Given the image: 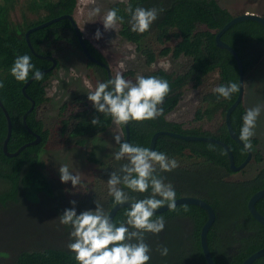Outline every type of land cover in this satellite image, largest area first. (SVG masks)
Masks as SVG:
<instances>
[{"label": "trees", "instance_id": "obj_1", "mask_svg": "<svg viewBox=\"0 0 264 264\" xmlns=\"http://www.w3.org/2000/svg\"><path fill=\"white\" fill-rule=\"evenodd\" d=\"M78 2L79 0H29L23 8L37 14V18H29L24 10L21 21L12 17L19 0L0 2V81L5 85L0 89V99L12 121L8 150L15 152L22 145L35 139L34 133L30 132L24 123V115L30 109L32 99L36 101V106L27 114V125L42 137L39 143L29 145L19 154L7 155L3 145L8 133V120L0 106V204L3 207H17L20 203L35 207L34 205L45 206L58 202L57 210L62 214L65 208L72 207L68 205L72 200L87 203L86 206L77 207L79 214L80 211L94 208V200L107 212L114 205L112 198L107 194L108 174L118 171L120 165L126 161H116L113 155L104 161L93 158L92 161L101 168L93 175L91 183L86 185L85 197L67 200L61 189V182L47 172L41 159L50 131L39 117L37 109L50 100L47 86L54 70L43 72L42 80H33L28 85L26 92L30 98L22 90L26 82H18L10 74L18 55L31 56L32 63L37 69L44 70L51 66L50 60L40 58L32 52L26 40V32L61 15H74ZM128 4H131L133 9L141 6L149 9L162 8L164 11L153 23L151 30L141 35L130 30L129 14L125 11ZM112 8L118 9V14L124 17V22L120 23V35L136 45L137 50L146 56L148 65L153 64L158 55L171 56L173 59L188 58L186 68L181 72L159 68L141 74L145 77L156 76L166 79L171 86V92L162 105L164 114L161 117L153 121L130 124V142L150 148L152 137L158 131L216 137L231 148L235 163L241 164L248 152L232 138L226 124V113L238 93L230 100L218 98L213 91L203 95L195 119L202 120L204 117L213 119L220 114L223 120L214 130H207L201 126L186 127L182 122L168 118L179 105L186 87L189 84L200 87L204 79L215 71L219 75L218 86L227 85L230 81L239 83V68L235 57L228 49L219 47L216 42L217 33L234 17L230 10L223 7L219 0H125L114 2ZM261 15L264 17V11ZM153 32L156 33V40L161 45L158 53L145 43ZM30 40L36 51L53 56L51 47L55 43L65 41L76 45L86 58L87 66L99 73L98 82L109 79L106 68L88 59L83 52L70 19H61L31 32ZM222 40L230 44L240 55L245 76L264 58V25L259 21L237 22L222 35ZM169 42L174 44H168ZM85 43L95 58L109 64L106 56L93 42L85 38ZM44 46L47 49H44ZM57 60L58 67L60 63L58 58ZM124 76L134 78L135 82L137 75L134 70H130ZM204 100L208 103L206 107ZM71 103H76L77 108L74 107L70 116L62 120L63 134H66L67 141L87 146L96 136L112 126L110 117L95 112L91 102L87 100V94L82 98L75 96ZM67 106L68 104H64L63 110ZM246 109L243 101L231 115L233 129L238 135ZM94 115H98L101 120V124L95 127L91 124ZM123 129V140H126L125 127ZM252 144V152H255L253 158L256 162L264 164V154L259 148L260 140L253 137ZM155 151L165 152L169 158L174 157L179 161V168L173 172L160 173L166 183L174 186L176 198L199 197L215 209L216 220L208 233V244L216 264H242L251 254L264 247V224L259 222L248 208L250 197L264 188V165L251 178L232 180L229 177L235 171L231 168L229 154L217 142L191 141L161 134L157 139ZM150 192L151 190L145 194L130 195L142 199ZM256 206L264 215V197ZM128 207L124 206L118 210L114 218L117 224L126 219L124 214ZM157 216H163L166 224L158 236L152 234L146 236V242L152 248L150 264H208L201 245V230L208 219L206 209L195 204H180L174 211L168 209L157 213ZM65 227L70 229L68 226ZM159 246H166L169 254L161 256L157 251ZM1 264H76V261L68 248L49 246L21 250L12 261ZM252 264H264V256Z\"/></svg>", "mask_w": 264, "mask_h": 264}, {"label": "rangeland", "instance_id": "obj_2", "mask_svg": "<svg viewBox=\"0 0 264 264\" xmlns=\"http://www.w3.org/2000/svg\"><path fill=\"white\" fill-rule=\"evenodd\" d=\"M2 0H0L1 2ZM29 0H19L12 17L21 21L23 11L29 18H37V14L29 11L26 7ZM116 1L125 0H96L102 7L101 16ZM220 4L229 9L237 16L246 11L262 14L264 11V0H219ZM94 7L92 0H79L74 18L78 23L83 36L88 38L106 56L113 75L122 72L123 75L130 70H134L136 75L145 72L164 68L168 71L181 72L186 68L188 58L181 57L173 59L171 56H157L156 61L148 65L146 56L139 52L136 45L125 40L119 33L120 24L115 31L105 32L100 22L101 17H92L91 8ZM100 29L102 36L95 38L97 29ZM156 33H151L145 43L153 47L158 53L161 45L156 40ZM168 44H174L169 42ZM44 49H47L44 46ZM51 50L59 59L60 65L53 71L47 86L49 101L38 107V114L43 119L50 134L41 159L45 164L47 172L59 180L58 168L67 164L73 174L81 177L82 185L77 189H72L71 183L62 184V190L71 198L83 199L86 194V185L91 183L93 175L100 170L101 166L92 161L97 158L104 161L114 152L119 150V145L115 144L113 136L120 134L124 138V129L112 126L104 133L96 136L87 146H80L67 141L66 134H63V119L70 116L76 103L72 104L74 97L82 98L84 94L95 90V86L100 79L99 73L87 66V60L76 45L68 42H58L53 44ZM125 79L134 81V78L124 76ZM244 104L246 108L255 105L264 106V58L252 71L245 76ZM219 84V75L215 71L209 74L200 87L189 84L182 96L179 105L173 110L168 118L182 122L186 127L201 126L207 130L216 129L223 118L217 114L213 119L204 117L196 120L197 108L201 105L203 95L213 91ZM68 104L63 110L62 106ZM208 103L204 100V107ZM77 108V107H76ZM75 108V109H76ZM255 136L260 140L259 148L264 154V110L257 122ZM256 149V148H255ZM255 152H253L254 154ZM252 157L251 161L243 170L236 171L230 175L229 179L243 180L253 177L263 166ZM58 202L45 206L29 204H18L17 207H3L0 204V264L10 262L21 250H35L44 247H64L67 248L69 232L71 228L61 225L58 216L61 214L57 210ZM69 206H72L70 203ZM85 202H77L76 207L86 206Z\"/></svg>", "mask_w": 264, "mask_h": 264}, {"label": "clouds", "instance_id": "obj_3", "mask_svg": "<svg viewBox=\"0 0 264 264\" xmlns=\"http://www.w3.org/2000/svg\"><path fill=\"white\" fill-rule=\"evenodd\" d=\"M92 3L94 7L91 8L90 15L101 17L100 22L105 32L115 31L118 24L124 22L118 9H108L101 16L102 7L96 0H92ZM125 11L129 14L130 30L142 35L151 30L164 9L141 6L133 9L128 4ZM101 36L98 28L95 38L100 39ZM10 74L18 82H27L30 74L36 81L44 77V73L35 67L31 56L27 54L16 57ZM4 86V82L0 81V89ZM241 88V82L230 81L227 85L215 87L213 92L218 98L230 100ZM170 92L171 86L166 79L138 74L133 82L125 79L123 73L118 71L114 77L98 82L95 90L87 94V100L96 113L110 117L114 125L123 128L132 122L143 123L161 117L164 114L162 105ZM262 110L264 106L258 104L247 108L242 116L239 140L243 142L245 152L253 150L252 139ZM91 124L94 127L100 125V117L94 115ZM113 139L119 145L113 158L126 162L120 165L118 171L108 174L107 194L114 205L129 206L124 214L126 219L117 224L96 200L94 208L85 209L78 214L77 202L70 201L72 207L65 208L58 219L61 225L71 228L67 248L74 254L76 264H150L152 248L146 242V236H158L166 224L164 217L157 216V212L165 204L169 210L176 209L175 188L171 183H166L160 173L173 172L179 168V161L174 157L169 158L165 152L123 140L120 134L114 135ZM58 173L62 184L70 182L72 189L82 185L80 175L73 174L67 164L61 165ZM149 190L150 194L142 199L130 195L149 193ZM157 251L161 256L169 254L166 246H159Z\"/></svg>", "mask_w": 264, "mask_h": 264}, {"label": "water", "instance_id": "obj_4", "mask_svg": "<svg viewBox=\"0 0 264 264\" xmlns=\"http://www.w3.org/2000/svg\"><path fill=\"white\" fill-rule=\"evenodd\" d=\"M65 18L70 19V21H71V23L73 25V28L75 30V33L77 35V38L79 40V43L81 45V48H82L83 52L85 53V55L87 56V58L92 60L93 62L105 67L106 70H107L109 79L112 78L113 77V73H112L110 65L108 63H106V62L98 60L97 58H95L91 54V52L89 51V49H88V47H87V45L85 43V37L83 36V33H82L78 23L76 22V20L74 18V15H71V14H64V15H61L59 17L53 18V19H51V20H49L47 22H44V23H42V24H40L38 26L32 27L31 29H29L26 32V40H27V43H28L30 49L32 50V52L36 56H38L40 58H44V59L50 60L51 63H52L50 67H48V68H46L44 70H41V71L42 72H48V71L54 70L57 67V65H58V60L53 55H45V54H42V53L36 51V49L34 48V46L32 45V42L30 40V33L35 31V30H37V29L46 27V26H48V25H50V24H52V23H54L56 21H59L61 19H65ZM243 20H256V21L261 22L264 25V17L262 15L254 13V12L246 11V12H244L242 14L234 16L216 35L217 45L219 47H221V48L228 49L233 54V56L235 57V59L237 61L238 68H239V83L241 82L242 88H241V91L238 93L237 98L235 99L233 104L229 107V109H228V111L226 113V124H227V127L229 129V132H230L232 138L235 139L237 142H239L241 145H243V142H241L239 140V135L233 129L232 122H231V115H232V112L236 109V107L241 102H243L244 86H245V82H244L245 81L244 65H243V61H242L240 55L238 54V52L230 44H228L227 42L222 40V35L231 26H233L237 22H240V21H243ZM33 80L34 79L32 77H30L29 80L25 83V85L22 88L23 93L29 98H30V96L27 94L26 88L28 87V85ZM0 106L3 108V110H4L5 114H6L7 120H8V133H7V137H6L5 141H4V145H3L4 152L7 155L15 156V155L19 154L23 149L28 147L29 145L37 144V143H39L42 140V137L39 134L33 132L28 127L27 121H26L27 114L29 112H31L36 106V101L32 99V105H31L30 109L27 111V113H25V115H24V123H25L26 127L28 128V130L30 132L34 133L35 139L33 141H31V142H28V143L22 145L17 151L10 152L8 150V142H9L10 137L12 135V121H11L10 115H9L6 107L4 106L3 102L1 101V99H0ZM161 134H167V135H171V136H174V137H180V138H183V139H186V140H191V141L204 140V141H213V142H217V143L221 144L227 150V152L229 154V157H230L231 168L235 172L243 170L246 167V165L251 161V159L253 157V152L252 151L248 152V155H247L246 159L241 164L237 165L235 163L234 154H233L231 148L224 141H222L221 139H218L216 137H209V136L183 135V134L170 132V131H158V132H156L153 135V137H152L150 149L155 150L157 139H158V137ZM125 137H126V141L130 142V125L125 127ZM263 197H264V188L259 190V191H257V192H255L250 197V199L248 201L249 211L262 224H264V215L258 210L256 204ZM180 204H195V205H199V206L203 207L204 209H206V211L208 212V219H207L206 223L203 225L202 230H201V245H202V248H203L207 263L208 264H216L215 261H214V258L212 256V253L210 251L209 244H208V233H209L212 225L214 224V222L216 220L215 209L206 200H204L202 198H199V197H195V196H181V197L176 198V206L180 205ZM124 206H128V205H124ZM124 206H119V205H113L112 206V208L109 210V213H110L111 218L113 220H114L118 210L121 207H124ZM166 210H168V207L165 204V206L163 208H161L160 210H158L157 213H161V212H164ZM262 256H264V247L259 249V250H257L253 254H251L247 259H245V261L242 264H252L255 260H257L258 258H260Z\"/></svg>", "mask_w": 264, "mask_h": 264}]
</instances>
